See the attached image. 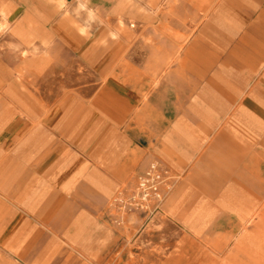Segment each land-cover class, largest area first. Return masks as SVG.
<instances>
[{
    "label": "crops",
    "instance_id": "1",
    "mask_svg": "<svg viewBox=\"0 0 264 264\" xmlns=\"http://www.w3.org/2000/svg\"><path fill=\"white\" fill-rule=\"evenodd\" d=\"M69 1L61 9V0H0V28L22 52L18 66L4 74L0 200L27 215L5 237L7 246L26 225H49L55 208L110 197L115 177L132 167L136 153L150 151L149 165L159 160L180 168L201 152L253 153L264 144V0H223L195 30L197 10L189 30L159 19L157 47L167 50L143 59L155 65L148 73L133 63V51L126 72L119 70L121 43L110 35L118 29L100 27L92 39L87 12L77 18V0L74 9ZM94 1L88 8L98 19L104 12L101 0ZM58 49L78 52L105 79L92 98H85V88H62L65 59ZM24 69L47 81L40 92L56 96L52 102L22 82ZM134 73H142L141 87ZM80 216L77 234L89 220L84 211ZM9 221L0 222L2 232Z\"/></svg>",
    "mask_w": 264,
    "mask_h": 264
},
{
    "label": "rangeland",
    "instance_id": "2",
    "mask_svg": "<svg viewBox=\"0 0 264 264\" xmlns=\"http://www.w3.org/2000/svg\"><path fill=\"white\" fill-rule=\"evenodd\" d=\"M222 1L101 0L104 15L91 21L92 39L100 27L118 29L114 43H121L119 70L126 72L133 51V63L148 73L147 68L155 65L143 64V59L147 61L153 51L167 50L157 47L162 43L157 36L159 19L189 30L191 13L197 10L195 30ZM75 3L70 0L68 7L74 9ZM117 4L116 14L109 15ZM86 12L80 11L77 18ZM10 41L8 29L0 28V111L6 103L7 66H18L22 55ZM126 43L135 44L126 49ZM141 43H146L144 48ZM59 54L65 59L62 88H85V98H92L105 79H98L92 64L80 59L78 52L58 49ZM30 72L23 70L22 82L36 90L40 100L52 102L56 96L40 92L47 81L34 79ZM142 76L134 73L140 87ZM139 142L147 145L143 138ZM226 148L229 151L198 153L180 168L154 160L169 171L161 187L164 199L160 205L151 202L144 208L137 205V178L152 156L148 150L136 153L132 167L115 177L110 197H90L86 207L55 208L49 225H26L12 246L6 245L5 237L27 215L0 200V222L4 217L11 219L8 224L12 222L6 233L0 227V264H264V144L253 153ZM83 211L89 220L86 230L77 234Z\"/></svg>",
    "mask_w": 264,
    "mask_h": 264
},
{
    "label": "built area",
    "instance_id": "3",
    "mask_svg": "<svg viewBox=\"0 0 264 264\" xmlns=\"http://www.w3.org/2000/svg\"><path fill=\"white\" fill-rule=\"evenodd\" d=\"M168 174V169L161 163L154 161L138 176L136 199L139 207H147L151 202L160 205L164 199L161 187L166 183Z\"/></svg>",
    "mask_w": 264,
    "mask_h": 264
},
{
    "label": "clouds",
    "instance_id": "4",
    "mask_svg": "<svg viewBox=\"0 0 264 264\" xmlns=\"http://www.w3.org/2000/svg\"><path fill=\"white\" fill-rule=\"evenodd\" d=\"M88 3H90V0H77V14H79L80 11H87V14H88V21H92L94 20V13L92 10L88 9ZM66 6V0H61V2L58 4V7L63 9L65 8ZM88 21H86V25L88 24ZM89 31V27H81L80 28V33L82 35H87ZM110 35L112 36L113 39H117L118 37L113 34V33H110Z\"/></svg>",
    "mask_w": 264,
    "mask_h": 264
}]
</instances>
